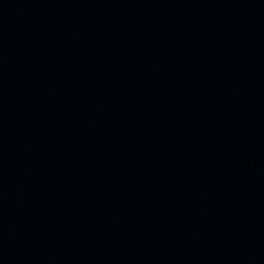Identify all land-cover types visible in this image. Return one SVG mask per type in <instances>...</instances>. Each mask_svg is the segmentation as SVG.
<instances>
[{
  "label": "water",
  "instance_id": "95a60500",
  "mask_svg": "<svg viewBox=\"0 0 264 264\" xmlns=\"http://www.w3.org/2000/svg\"><path fill=\"white\" fill-rule=\"evenodd\" d=\"M0 264H264V0H0Z\"/></svg>",
  "mask_w": 264,
  "mask_h": 264
}]
</instances>
